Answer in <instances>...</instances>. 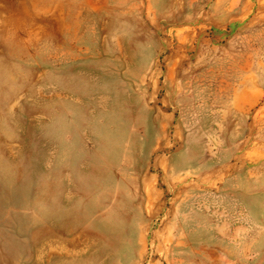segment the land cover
<instances>
[{"label": "rangeland", "instance_id": "obj_1", "mask_svg": "<svg viewBox=\"0 0 264 264\" xmlns=\"http://www.w3.org/2000/svg\"><path fill=\"white\" fill-rule=\"evenodd\" d=\"M0 264H264V0H0Z\"/></svg>", "mask_w": 264, "mask_h": 264}]
</instances>
